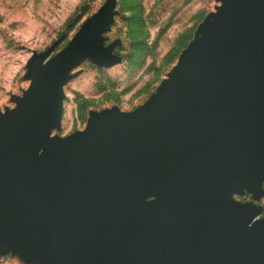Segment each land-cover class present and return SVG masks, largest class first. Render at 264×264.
<instances>
[{
  "label": "water",
  "instance_id": "95a60500",
  "mask_svg": "<svg viewBox=\"0 0 264 264\" xmlns=\"http://www.w3.org/2000/svg\"><path fill=\"white\" fill-rule=\"evenodd\" d=\"M107 13L48 60L33 54L30 86L0 111V245L19 226L40 264H264L260 205L212 194L247 183L264 195V0H223L231 30L206 26L161 95L51 136L70 70L109 58ZM150 187L164 195L140 201Z\"/></svg>",
  "mask_w": 264,
  "mask_h": 264
},
{
  "label": "rangeland",
  "instance_id": "374dc122",
  "mask_svg": "<svg viewBox=\"0 0 264 264\" xmlns=\"http://www.w3.org/2000/svg\"><path fill=\"white\" fill-rule=\"evenodd\" d=\"M223 0H0V111L17 105L30 86L27 63L33 54L63 51L87 18L107 10L97 41L109 55L99 62L87 57L70 70L63 84L61 124L51 136L85 130L93 112L135 111L163 93L196 39L205 41V27H225L216 15ZM264 187V171L259 173ZM188 191L184 186L181 192ZM216 196L234 203L255 202L248 184L216 188ZM164 194L150 187L140 201ZM263 198V196H262ZM262 198L256 200L264 216ZM24 228L15 226L0 245V264H40L37 248L23 243Z\"/></svg>",
  "mask_w": 264,
  "mask_h": 264
},
{
  "label": "crops",
  "instance_id": "0c3cea01",
  "mask_svg": "<svg viewBox=\"0 0 264 264\" xmlns=\"http://www.w3.org/2000/svg\"><path fill=\"white\" fill-rule=\"evenodd\" d=\"M255 3L256 2H258L259 0H253ZM254 199V201L256 202V203H258V201L255 199V198H253ZM258 204H260V203H258ZM261 214L263 215V212H261Z\"/></svg>",
  "mask_w": 264,
  "mask_h": 264
},
{
  "label": "built area",
  "instance_id": "2783aa9c",
  "mask_svg": "<svg viewBox=\"0 0 264 264\" xmlns=\"http://www.w3.org/2000/svg\"><path fill=\"white\" fill-rule=\"evenodd\" d=\"M262 202L264 203V195H263V198H262ZM261 216H262V214L260 213L256 217H261Z\"/></svg>",
  "mask_w": 264,
  "mask_h": 264
}]
</instances>
